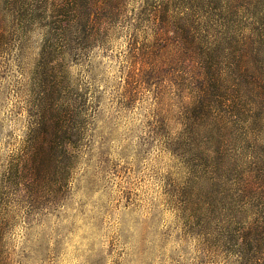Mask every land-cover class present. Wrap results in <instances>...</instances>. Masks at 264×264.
<instances>
[{
    "label": "rangeland",
    "instance_id": "1",
    "mask_svg": "<svg viewBox=\"0 0 264 264\" xmlns=\"http://www.w3.org/2000/svg\"><path fill=\"white\" fill-rule=\"evenodd\" d=\"M107 1L0 0V264H264V0Z\"/></svg>",
    "mask_w": 264,
    "mask_h": 264
},
{
    "label": "trees",
    "instance_id": "2",
    "mask_svg": "<svg viewBox=\"0 0 264 264\" xmlns=\"http://www.w3.org/2000/svg\"><path fill=\"white\" fill-rule=\"evenodd\" d=\"M98 7H96L97 8V10L103 15V13H106L107 15H106V19H107V16L108 15H110L111 14V12L113 11L112 10V7H111V3L109 2V1H107V0H101V2L97 5ZM89 11V7H87L86 8V12H88ZM103 17V16H102ZM100 18V22H102L101 20H103V18ZM105 18V17H104ZM87 21H88V23H91L92 22V19H91V17L90 16H88L87 17ZM80 22H81V20H80Z\"/></svg>",
    "mask_w": 264,
    "mask_h": 264
}]
</instances>
